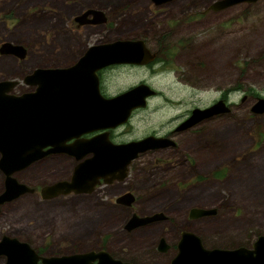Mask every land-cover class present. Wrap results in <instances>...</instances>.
Here are the masks:
<instances>
[{
  "label": "rangeland",
  "instance_id": "374dc122",
  "mask_svg": "<svg viewBox=\"0 0 264 264\" xmlns=\"http://www.w3.org/2000/svg\"><path fill=\"white\" fill-rule=\"evenodd\" d=\"M215 1L218 0H171L156 7L150 0H0V46L8 42L22 46L26 52L24 59L0 54V80L15 79L21 84L23 76L36 67H65L86 47L130 37L129 33L153 36L154 39L145 40L154 50L160 48L155 40L157 34L171 26L172 39L183 35L195 38L184 48L171 45L170 49L176 50L172 48L170 56L174 57L180 48L178 52H183L176 58L182 59V63L186 59L188 63L200 60L204 63L201 69L193 70L197 68L191 64L193 69L189 73L182 69L167 71L160 68L158 61L154 71L143 67L133 71L129 81L127 76L118 77L114 88L121 91L142 81L166 95L176 92L178 97L184 90L174 87L168 72L178 76L184 73L185 80L196 86L182 96L184 105L167 112H188L194 107L208 106L222 93L232 90L226 100L228 107L233 104L232 114L221 115L201 126L200 133L186 144H190L189 148L177 154L180 161L184 160V153L189 155L195 168L186 165L184 173L183 168H176L163 182L161 173H154L146 184L138 178L131 181L138 180L137 190L141 194L134 207L182 211L166 227V232L173 225L186 223L183 214L188 207H218L216 221L201 226L192 222L190 226L201 228L207 246L234 249L252 244L257 236L264 235V113L254 114L250 110L258 97L264 98V0L209 9ZM85 7L105 12L110 17L108 25L84 26L77 33L72 16L82 13ZM126 7L128 13L117 18L114 11ZM160 51L165 52L164 48ZM158 70L161 73L156 74ZM23 90L15 88L17 93ZM158 104H153L151 112L157 111ZM208 136L215 145L196 147ZM69 169L68 164L57 159L14 175L32 187L39 180L41 185H50L67 178ZM195 170L201 175L197 179L191 176ZM216 171L220 180L204 176ZM3 176L0 171V193ZM55 200L51 204L23 196L13 205H5L0 214V237L14 235L35 247L44 245L46 240L47 253L55 250L58 240L64 243L59 246V253H77L106 242L110 251H126L145 262L152 243L162 234L161 226L126 232L123 224L129 211L111 204L109 199L100 207L97 200L86 196L70 195ZM178 232V227L172 229L168 239L174 242Z\"/></svg>",
  "mask_w": 264,
  "mask_h": 264
},
{
  "label": "flooded vegetation",
  "instance_id": "af4514ba",
  "mask_svg": "<svg viewBox=\"0 0 264 264\" xmlns=\"http://www.w3.org/2000/svg\"><path fill=\"white\" fill-rule=\"evenodd\" d=\"M152 2V5L156 7H161L162 5L169 3V1H166L161 4H154L153 0H150ZM95 7V6H92ZM92 7H85L82 12H85L87 9ZM128 8L115 10V16L119 18L122 15H125L128 13ZM208 10V9H207ZM127 11V12H126ZM223 11V10H220ZM80 14L73 15L72 21H73V28L77 30V33H79V30L83 28L84 26H99L103 25L106 26L110 22L109 16L106 15L104 12V21L97 23L95 22H89V23H83L79 24L75 18L79 16ZM95 16L93 14H88L86 17H83V21L87 20H95ZM130 37H117L113 41H105L102 43H95L90 45L96 46V45H103V44H110L116 41H129L134 42L141 40L143 41L142 48H132L128 49L129 51H133L135 53H144L146 56L144 59H146L145 63H135V62H122V63H112L109 65H106L104 67L99 68L95 74L98 78V93L101 98H103L104 105L101 104L99 97L95 99V101L98 103L99 108V114H104L103 117L105 118L106 113L111 115L110 118H112L109 126L104 127L106 125V122H101V128L95 129L93 131L81 133L77 135L76 137H72L70 139H66V135L74 128L73 125H71L69 122H65L64 127V133L62 136L59 134H54L51 132V137H45L44 139H38L41 140V142H45L47 144H44L40 147L41 154L45 153L44 155L38 156L35 161H33L30 165L23 168L22 170H19L15 173H21L24 171H27L29 168L33 166L42 167V165H45L47 163H51L55 160H60L62 162H65L70 166V169L68 170V177L59 179L60 181H67V183H71L72 187L74 189H77L78 187H84L85 181H88L92 178H94V174H96L97 171L101 172L102 169H105L106 171L104 173L103 177H98L96 183L93 187H91L89 192H75V191H69L63 193L61 190L58 192V194L53 195L50 192H46L45 194L42 192L43 187L47 186L48 184L41 185L40 180L37 181L35 186L30 187L28 184L27 186L28 191H24L23 193H20L18 196L4 201L2 204H0V214L2 210L4 209L5 205H13L17 202V200L23 196L28 197H35L36 199H39L40 201H45L47 203L56 202L59 197L64 196H70V195H77V196H86L87 198H90L91 200L95 199L99 203V207L104 204V200L109 199L111 204H114L115 206H118L120 208L125 209L128 214L124 221L123 228L126 232H133L140 229H150L154 228L156 226H161L162 234L159 236L155 241L152 243V248L148 251V258H146L145 262L142 261L141 258L136 257L135 255H128L126 251L114 253L113 251H110L107 248L106 242L98 244L94 247L90 246L91 248L84 249V251L77 252V253H87V252H100L104 251L107 254H109L111 260L120 261L121 263L125 264H175L176 261L174 259L178 256L180 252V246L182 245L181 238L182 234L189 233L191 234V238L198 239L204 248L206 249H213V248H220L218 246H207L205 243V239L201 234V228H192L190 225L192 222L197 225H205L207 223H211L217 220V215L219 214V208L218 207H198V206H192L188 207L184 211V216L186 219L185 224H179L177 226L173 225L172 229H175L178 227V235L176 236V239L174 242L170 241L168 239V235L171 232H166L167 226H170V223H172L175 216H179L182 214L181 212L176 211H166V210H150L147 211V209H140L134 207L136 205L137 201L141 198V194L137 190V182L131 183V181H135L137 178L141 181L142 184H146L148 178H150L154 173H161L162 176V182L164 180H167V176L171 173L176 171V168L180 169L183 168L182 172H185V166L188 165L190 167L195 168L196 165L193 164V160L189 159L190 156L184 153V160L180 161L177 157V154L186 151L189 145H186L189 143L192 139L195 138L200 133V127L205 126L209 123H212L217 120V118L221 115H227L232 114L231 107L233 104L229 105V109L222 113H216L206 118H201L191 124L186 123V121L190 118L192 110L197 108L194 107L188 112H167V109H174L181 107L185 103L182 101V96L185 95L186 92L190 91L192 87L195 88L196 84H193L192 81L184 78V73L180 76L176 75L174 72H168L170 73L171 77L173 78V82L175 84V88L180 87L181 91L184 90L183 94H180L178 97H176V92H170L168 95L164 94L163 92L154 90L149 85H147L145 82L139 81L137 84L129 85L124 90H118L115 89L114 84L117 81V78H122L123 76L126 77V81H129L132 77L133 71H136L137 68H143V67H149L151 70L154 71V67H156L154 64L158 61L161 63L160 68L165 69L167 71H185L186 73H189L191 71V64L194 68L193 70L201 69L203 64L200 60H196L193 63H188V59L183 60V63L181 62L182 59H178L177 54L179 52L178 50L180 48H183L192 44L193 37H184L181 36L177 39H172L174 36L173 26L169 28L167 31H163L157 34L155 40H157V46L158 50L152 49L148 42L145 40L150 37V39H154L153 36H144V33L140 34H134L129 33ZM155 33H153L154 35ZM92 36V35H91ZM177 45L180 46V48L177 50V53L173 54L174 57H171L170 54L173 52L171 51L172 48L176 50V47H172L170 49L171 45ZM86 47L82 52H80L77 56L73 58V60L69 64H65V67L74 65L81 56L85 53V51L89 48ZM164 48L165 52H161ZM149 51V53H148ZM151 55V56H150ZM162 56V57H161ZM171 58L172 62L169 61ZM24 59V58H23ZM141 59V57H140ZM158 62V63H159ZM65 67H57V68H65ZM36 68H46V67H36ZM34 68V69H36ZM50 68H56V67H50ZM32 69V70H34ZM32 70L28 73H31ZM26 73L25 75H27ZM158 73H161V70H158ZM167 73V74H168ZM165 74L167 78L168 76ZM24 75V76H25ZM121 75V76H120ZM163 74H161L162 77ZM23 76V77H24ZM23 79V78H22ZM140 85H146L148 86L153 93L147 97L144 98L142 105H136L132 108H128L131 103L137 104L139 97L131 98L127 102L118 103L114 106V108H111L110 111L105 106V99H111L116 96H119L132 88ZM22 87L25 90L22 92H15V88ZM11 91L10 93L13 94H20L24 92L29 91H35L37 88V85L35 86H29L24 84L23 82L18 84L16 87ZM227 89V88H226ZM226 89H222L223 92ZM188 90V91H187ZM232 93V90H228L224 93H222L221 97L218 100H222L225 103L228 99V93ZM58 96V95H56ZM156 99V100H155ZM244 99V97H243ZM242 99V100H243ZM154 100V101H153ZM218 100L212 101L211 104L217 102ZM123 101V100H122ZM155 102H159L156 109L157 111L151 112V109L154 108L153 104ZM121 104V107L118 108V105ZM123 104V105H122ZM134 104V105H135ZM209 104L208 106H210ZM254 104V103H253ZM252 104V105H253ZM205 106V107H208ZM252 107V106H251ZM204 108V107H199ZM158 109H161L162 111H159ZM119 117V118H118ZM117 121V122H116ZM189 123V122H188ZM186 124V125H185ZM75 126L78 125L77 123L74 124ZM103 126V127H102ZM128 136V137H125ZM92 138H98V142L96 144L92 145H83L80 144L83 140H88ZM147 138H153L156 141V143L152 142L150 144H147L146 146H142L139 150L135 151L132 148H129L127 146H133V143L141 142ZM54 141V143H59L61 139H64L62 143H59L58 145L54 144H48L47 141ZM59 139V140H58ZM58 141V142H57ZM77 142V143H75ZM204 142V143H203ZM75 144V145H74ZM72 145L75 146L76 151H80L82 149H88L90 152H87V154H83L81 158H77V155H75V152L71 150ZM205 145V146H204ZM206 145H215V141L212 139L210 140V137H205L201 141H199L196 144V147H206ZM35 148V146H34ZM30 149H33L32 146H30ZM54 150H60L61 152H50ZM72 151V153H69V151ZM201 150L200 148L198 149ZM195 152V151H194ZM134 155L131 159H129L128 163L123 165L120 160L123 161L125 158H130L131 155ZM196 154V153H195ZM97 156L100 161L95 164L94 169H86L85 165L93 162V159L95 160ZM105 156L111 157L112 161L115 162L118 158L119 162L115 163L113 165H106L111 162H106ZM199 156V155H198ZM98 159V160H99ZM83 164L81 168H79L80 164ZM102 163L104 168L102 167ZM106 165V166H105ZM78 168V169H77ZM101 168V169H100ZM177 169V170H178ZM77 170V171H76ZM1 171V170H0ZM77 172L81 175V177H77V179H73V176ZM14 173V174H15ZM4 175V174H3ZM89 175L87 180L85 179V176ZM211 180H220V178L217 177V171L214 172H208L204 173V176H209ZM15 176V175H14ZM92 176V177H91ZM191 176H194L195 179L200 177L199 171H192ZM16 177V176H15ZM121 177V178H120ZM96 178V177H95ZM94 178V179H95ZM112 178V179H111ZM166 178V179H165ZM5 176H3V190L5 188ZM17 179V178H16ZM110 179V180H109ZM18 180V179H17ZM189 180H192L190 178ZM94 181V180H93ZM156 181V180H154ZM55 183V182H53ZM51 183V184H53ZM179 183V182H177ZM26 184V183H25ZM160 184V183H159ZM119 186V188H118ZM44 194V195H43ZM146 193L144 192L143 195ZM51 195V196H50ZM124 196V197H123ZM121 198V200H119ZM34 199V198H30ZM52 200V201H51ZM129 200V203L127 202ZM52 204V203H51ZM194 208H203L204 210H213L211 213L203 214V215H196L193 214L192 209ZM97 210V209H95ZM133 216H140V217H148V219L145 223L139 224L131 229H127V224L131 217ZM4 235V234H3ZM2 236V235H1ZM15 237L18 241L15 242L16 244H26L25 249L23 247H20V245H16L12 241H6L2 244L0 247V264H43L44 259H54L60 260L65 258L66 256H69L72 253H59L58 248L63 247L64 243L59 242V240L54 244L55 250L52 252L47 253V241L45 240V244L41 246H33L30 241H26L23 239H20L17 236L12 235ZM3 237V236H2ZM186 237V236H185ZM1 238V237H0ZM257 238V237H256ZM2 242V238L0 239V243ZM192 242V241H191ZM190 242V244H191ZM65 245L67 246V241L65 242ZM251 244L245 243L243 247H250ZM50 246V244L48 245ZM231 247V246H227ZM26 248L31 252V254H34L33 256H29L26 253ZM221 249H227V248H221ZM93 256L90 260L92 264L100 263L101 260H107V258H101L99 260V256L96 255H90ZM67 258V257H66ZM52 261V260H51ZM187 263L180 264H192L193 260H190L186 258ZM201 261V260H200ZM205 263H209L207 260L204 261ZM52 264L54 261H52ZM112 264V263H111ZM179 264V262H178ZM202 264V263H200Z\"/></svg>",
  "mask_w": 264,
  "mask_h": 264
},
{
  "label": "water",
  "instance_id": "95a60500",
  "mask_svg": "<svg viewBox=\"0 0 264 264\" xmlns=\"http://www.w3.org/2000/svg\"><path fill=\"white\" fill-rule=\"evenodd\" d=\"M166 1L169 0H153V3L161 4ZM253 1L256 0H218L213 2L209 6V9L218 10L235 3ZM88 14H93L96 19L83 21L82 18L86 17ZM75 20H77L79 24L95 21L100 23L104 21V13L95 8H89L85 12L80 13ZM141 46H143V41L141 40L134 42L116 41L110 44L91 46L72 66L65 68H36L22 79V82L26 85H37L35 91L13 94L10 92L13 91L20 81L15 79L0 80V170L6 178L5 188L3 192L0 193V204L18 196L24 191H28L29 187L25 183L18 181L14 173L27 167L35 161L38 156L46 153L41 154L40 147L47 143L41 142V140L38 139L51 137V132L55 135L59 134L62 136L65 122H69L74 127L66 135V139L101 128V122H106L104 127L109 126L112 120V118H110L111 115L106 113L104 118V114H99L98 106L95 107V105H98L95 101L98 97L101 104L104 105L103 98H101L98 93V78L95 72L99 68L112 63L127 61L141 64L147 62L145 61L146 59H144L146 54L135 53L128 50L130 47L131 49L135 47L142 48ZM0 54L15 55L19 59H23L26 52L22 46L6 42L0 46ZM152 93L153 91L146 85L136 86L119 96L105 99V106L108 111H110L116 104L127 102L131 98L136 97H139L137 104L131 103L128 108H132L136 105L140 106L143 104L144 98ZM119 107H121V104L118 105V108ZM228 109L229 107L224 101L218 100L208 107H197L193 109L186 123L188 125L201 118H206L216 113H222ZM250 110L255 114L264 113V98L258 97ZM75 123L78 125L75 126ZM63 140L64 139H61L59 143H62ZM156 141L157 140L153 138H147L141 142L133 143V146L129 145L127 147L132 148L135 152L143 145L147 147V144L152 142L156 143ZM47 142L48 144H59L54 143L51 139ZM97 142L98 138H92L83 140L80 144L85 146L87 144H96ZM74 145L70 148L75 152L77 158H81L83 154L90 152L88 149L76 151L74 150ZM30 146H32L33 149H30ZM71 150L69 153L73 154ZM50 152L61 151L51 150ZM133 156L132 154L130 158H125L123 161L120 160V162L125 165ZM95 157L96 159H93L92 163L88 162V164L85 165V170L94 169L96 167L95 164H97L100 159L97 156ZM105 160L106 162L112 161L111 157L107 156H105ZM118 162L119 160L117 158L115 162L112 161L106 165L111 166ZM82 165L81 163L79 168H81ZM101 168H104L103 163ZM104 170L105 169H102L101 172L97 171L96 174H94L96 177H94L95 179L92 178L85 181L84 187L74 189L71 183H67V181H58L43 187L42 192L44 194L50 192L52 196L58 194L60 190L63 193L69 191L89 192L91 187L96 183L98 177L104 176L106 172ZM88 176L89 175L85 176L86 180L89 178ZM77 177L80 178L81 175L75 172L73 179H77ZM119 200H121V198H119ZM127 202L129 203V200ZM192 212L196 216L211 213L213 210L194 208ZM148 219L150 218L133 216L126 227L127 229H131L139 224L145 223ZM190 236L191 234L189 233L182 234L180 242L182 245L180 246L178 256L174 259V261H176L175 264H178V262L179 264L180 262L187 263L186 258L193 260L192 264H264V235L257 236L250 248L240 246L234 249H206L198 239H193ZM5 240L14 243L18 241L15 237L3 236L0 247ZM19 245L24 249L26 247V244ZM0 252H2V250H0ZM26 253H29V256L34 255L31 254L27 248ZM90 255L99 256V260L101 258H107V260H101L100 263L98 262L97 264H125L120 261L111 260L109 254L104 251L75 253L66 256L67 258L65 257L63 260H56V258L44 259L43 264H52V261L56 264H92L90 260L94 257ZM200 259H207L209 263L200 261Z\"/></svg>",
  "mask_w": 264,
  "mask_h": 264
},
{
  "label": "bare ground",
  "instance_id": "6f19581e",
  "mask_svg": "<svg viewBox=\"0 0 264 264\" xmlns=\"http://www.w3.org/2000/svg\"><path fill=\"white\" fill-rule=\"evenodd\" d=\"M201 261H205V260H207V259H205V260H202V259H200ZM208 261V260H207ZM209 262V261H208Z\"/></svg>",
  "mask_w": 264,
  "mask_h": 264
}]
</instances>
